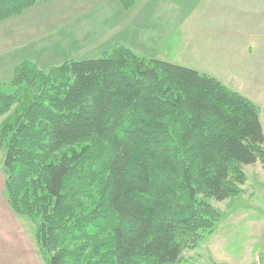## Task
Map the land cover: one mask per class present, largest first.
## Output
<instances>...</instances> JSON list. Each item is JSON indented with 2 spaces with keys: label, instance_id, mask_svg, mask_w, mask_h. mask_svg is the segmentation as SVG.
<instances>
[{
  "label": "trees",
  "instance_id": "1",
  "mask_svg": "<svg viewBox=\"0 0 264 264\" xmlns=\"http://www.w3.org/2000/svg\"><path fill=\"white\" fill-rule=\"evenodd\" d=\"M47 1L0 0V21ZM8 83L4 197L34 224L45 264H175L215 223L199 195L231 197L240 166L264 164L248 97L123 46L48 72L25 59Z\"/></svg>",
  "mask_w": 264,
  "mask_h": 264
},
{
  "label": "rangeland",
  "instance_id": "2",
  "mask_svg": "<svg viewBox=\"0 0 264 264\" xmlns=\"http://www.w3.org/2000/svg\"><path fill=\"white\" fill-rule=\"evenodd\" d=\"M80 1L77 0L75 9L82 10V13L77 17L76 22L66 24L65 27L62 26L60 29L58 28L56 35L53 34L52 30V37H57V35L61 34V31L76 34L74 38H66L64 37L65 34L60 35L62 38H57V43L61 48V52L57 51V55L64 51L66 53L65 59L98 58L111 51L114 47L123 46L129 48L140 57L155 58L164 56L165 58H161L205 73L220 81L226 87L240 91L244 95V92L241 91V86L249 84L248 82L240 81L237 84L238 86H233L227 78L222 80L223 75H227L230 71L226 68L227 62L225 64L222 62L226 61L225 54L223 53L224 57L223 54L221 57L220 55H214L215 51L212 49L215 50V44L212 40L215 41V36L214 38L208 37L203 41L204 35L197 33L195 35L196 40H188L189 42L171 40L174 33L187 31V28L191 29V27L194 29L199 28V22L203 18L201 14L204 12L202 7L197 8L198 10L188 17L187 7L189 6L188 4L192 5V2L188 0H138L136 6L139 3L140 14H147V21L144 23L143 18L138 17L124 25L122 29L116 30V27H113L108 32V29L112 28V21L115 23L118 16L124 12V8L119 2L116 1L119 9L114 10L112 9L113 5L108 0L101 3L98 0H84V2H94L93 5L91 4L92 6L89 3L81 5ZM170 5L173 7L172 12L178 15V18H175V20H178V30L173 29L172 35L171 31L168 32L162 40H157L155 36H149L148 33L147 42H145V36L142 35L141 30L140 33L138 32L137 40L136 31H131V26L138 29L141 27L145 30L146 27L149 29L148 26H150L153 32L161 35L160 32L163 31L162 24H167L164 22L160 23L156 15L167 10ZM87 8L88 10L86 11ZM260 8H264V0H258V7L255 10L257 14L244 19L245 27L255 29L254 33L257 34V38L252 39V41L257 44L251 46V52L245 50L246 48L244 50L236 48L238 54H242L241 56L246 66H252L257 62L264 64V46L262 45L264 43V10H260ZM108 11L109 15L107 14ZM154 13L157 14L154 16ZM107 15L109 22L106 19ZM63 17L66 22L73 19L72 16ZM156 20L157 23H160L159 25L154 23ZM167 22L169 23V20ZM158 26L159 28H157ZM153 38H155L156 43ZM46 42L49 41L47 40ZM231 46L228 42L225 43L223 36L220 35L219 44L216 46L219 49L217 51L220 52V49H222L227 52L231 50ZM249 50L251 49L249 48ZM55 52L49 50L42 55L47 60L34 61L39 68H43L45 72H48L49 67L52 68L53 65L60 64L64 60H60V57L57 59L51 58L56 56ZM49 59L51 61L50 64L48 62ZM231 74H234V72H231ZM253 76L257 78L259 75L254 74ZM8 81H0V89L11 93L14 87H11ZM261 81H264V78H258L256 82H253L257 88L256 91L252 89L249 91L251 97L249 99L251 101L253 99L252 102L258 106L259 119L264 130V84L261 86ZM6 83L8 84L3 85ZM252 92L255 94H252ZM14 107L15 105L11 107L10 112ZM7 116L8 113L0 116V126H2ZM6 140L7 137L4 142L1 141L3 147ZM3 155L4 150L0 149V157ZM240 171L244 175L245 180L243 183L231 185V188L236 191L233 196L223 200H216L210 196L199 195L215 209V223L211 230L199 233L200 237L194 247L184 248L181 251L180 257L175 264H264V164L258 161L253 165L240 166ZM20 220L27 236L31 241L33 239L36 244L34 224L25 218H20ZM42 264H45V262L43 261Z\"/></svg>",
  "mask_w": 264,
  "mask_h": 264
},
{
  "label": "crops",
  "instance_id": "3",
  "mask_svg": "<svg viewBox=\"0 0 264 264\" xmlns=\"http://www.w3.org/2000/svg\"><path fill=\"white\" fill-rule=\"evenodd\" d=\"M98 1H100L101 3L102 1L107 0ZM108 1L113 5L112 9H119V6L116 2L117 0ZM188 1L192 2V5L188 4L189 6L187 7L188 17L193 15V13H195L200 7L204 9V12H202L201 14L203 18L199 22L198 29H194L191 27V29L187 28V31H179L177 34H173V29L178 30V20H175V18H178V15L172 12L173 7H171L170 5L167 10L162 11L160 14L154 13V16L157 14L156 16L159 19L160 23L164 22L167 24H162L163 31L160 32L161 35H159V33L153 32L150 29V26H148L149 29H147L146 27V30L141 27L140 29H138L137 27L131 26V31H136V38L138 40V32L140 33L142 30V35L145 36V42H147L148 33L149 36L153 35L157 40H162L165 34L170 31L171 35L173 34V38L171 37V40L173 41L184 40L185 42H187L188 40H196L195 35H197V33L199 35H204L203 41H205V39H207L208 37L214 38L215 36V41L212 40L215 44V50L212 49L213 51H215L214 55H220L221 57L224 53L226 61L222 62L224 64L227 62L226 68L230 71L227 75H223L222 80L227 78L229 83L233 86H238L237 84L240 81L248 82L249 84H244L243 86H241V91L244 92V95H246V97L251 98L249 95V91L251 89L256 91L257 88L256 84H253V82H256L258 78H264V64L257 62L252 66H246L244 60L242 59V54H238L236 48L242 50L246 48L245 50L251 52V46H253V44H257L255 41H252V39L257 38V34L254 33L255 29L245 27L244 19L246 17L250 18L257 14L255 10L258 7V0ZM137 2L138 0L135 1V4L132 8L124 9L123 14H120L118 16V18L115 20V23L114 21H112V28L108 29V32L111 31L113 27H116V30H120V28L122 29L124 25H126L130 21H134V19L138 17L143 18L144 23L147 21V14H140L139 3L136 6ZM84 3L93 5L94 2H84V0L80 1L81 5ZM76 6L77 0H50L47 2L37 3L17 16L1 20L0 81L9 80L12 74L13 67L22 60H47L44 59L42 55L49 50L56 51V56L51 58L57 59L58 57H60V60L65 59L66 53L64 51L57 55V51L61 52V48L59 47L60 45L57 43V38H62L60 35L63 34H65L64 37L66 38H74L76 34H69L67 31H61V34L57 35V37H52V35H56V31L58 30V28L60 29L62 26L65 27L66 24H72L73 22H76V20L78 19L77 17L82 13V10L79 11L75 9ZM87 10L88 8L86 9V11ZM260 10H264V8H260ZM107 14H110L109 11L107 12ZM108 15L106 19L109 22ZM63 16H72L73 19L66 22L65 19H63ZM157 20L154 23L156 25H159L160 23H157ZM167 20H169V23L167 22ZM157 28H159V26ZM52 30L54 33L52 32ZM220 35L223 36L225 43L228 42L230 46L232 45L230 47L231 50L225 52L224 50L220 49V52L217 51L219 49L216 46H218L219 44ZM45 39H47L49 42L45 43V41H47ZM153 39L155 42V38ZM262 45L264 46V43ZM249 48L251 50H249ZM161 57L155 58L167 61L166 59H164L165 57ZM50 59L48 60L49 64L51 63ZM167 62L174 63L172 61ZM231 72H234L235 75L231 74ZM254 74L259 76L255 78L253 76ZM263 84L264 81H261V86ZM252 94L255 93L252 92ZM3 157L4 155L0 157V264H42V257L40 256L34 240L32 239L31 241L27 236L20 218L14 214L4 197V176L2 172Z\"/></svg>",
  "mask_w": 264,
  "mask_h": 264
}]
</instances>
